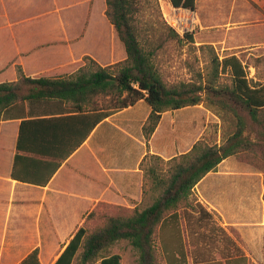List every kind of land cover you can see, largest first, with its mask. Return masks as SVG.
<instances>
[{"label": "trees", "instance_id": "trees-1", "mask_svg": "<svg viewBox=\"0 0 264 264\" xmlns=\"http://www.w3.org/2000/svg\"><path fill=\"white\" fill-rule=\"evenodd\" d=\"M134 1L106 0V16L126 49L124 60L103 66L85 56V64L71 75L33 78L20 69L17 80L0 83V122L7 111L25 102H65L74 112L21 121L12 177L47 185L101 121L140 100L151 107L142 128L148 148L165 112L202 103L235 120L234 131L222 144L198 140L189 151L168 160L148 153L140 168L144 178H148L144 181L143 198L150 195L152 203L133 209L98 204L54 264H73L78 256L81 264H123L120 254H108L109 248L121 240H128L136 249L138 264H156L158 235L169 264H188V254L195 264H209L212 261L208 252L210 246L222 237H226L227 242L231 238L224 229L218 234L213 227L204 232L205 228L191 225L193 218L201 226L211 217L198 199H192L195 189L209 173L218 171L225 159L264 145V141L257 144L249 136L252 133L249 128L254 127L264 138V82L252 83L246 65L238 56L221 59L210 44L198 48L209 61L205 71L196 73L195 80L168 82L133 22ZM171 1L176 6L196 8V0ZM170 30L182 45L194 42V34L181 37ZM224 74L229 75L230 83L221 82ZM262 156L264 159V148ZM112 208L126 209L130 213H104ZM99 215L106 218L105 223L90 232L86 223ZM182 217L187 221L190 253L182 241ZM39 253V249H35L21 264H41Z\"/></svg>", "mask_w": 264, "mask_h": 264}, {"label": "crops", "instance_id": "crops-1", "mask_svg": "<svg viewBox=\"0 0 264 264\" xmlns=\"http://www.w3.org/2000/svg\"><path fill=\"white\" fill-rule=\"evenodd\" d=\"M106 9V0H0V83L17 80L20 69L33 78L71 75L85 56L103 66L124 60L126 49ZM150 112L140 100L101 121L45 186L12 177L21 121L74 112L53 100L25 102L4 114L0 264H21L35 249L41 264H54L98 204L135 208L144 202L142 160L148 153L173 157L167 146L160 149L154 142L162 121L148 148L142 128ZM159 247L157 263L169 264ZM187 256L188 264H195Z\"/></svg>", "mask_w": 264, "mask_h": 264}, {"label": "rangeland", "instance_id": "rangeland-1", "mask_svg": "<svg viewBox=\"0 0 264 264\" xmlns=\"http://www.w3.org/2000/svg\"><path fill=\"white\" fill-rule=\"evenodd\" d=\"M195 2L198 5L195 9H198L200 28L194 34L193 43L182 45L163 20L161 0L134 1L133 22L142 41L153 51L154 61L163 77L168 82L195 80L196 73L205 71L209 64L198 48L210 44L221 59L229 55L238 56L246 65L252 83H263L264 0ZM221 82L230 83L229 75L224 74ZM163 115L162 126L154 142L160 149L167 146L173 157L189 151L198 140L222 144L235 127V120L232 121L230 116L224 112L218 114L204 103L167 111ZM5 130L9 128L5 127ZM250 131L251 140L263 144L264 138L258 131L254 127H250ZM263 148L264 145H257L250 151L225 159L218 171L209 173L195 189L192 199H198L211 213V217H207L201 226L193 218L191 225L202 227L203 230L205 228L204 232L213 227L218 230V234L220 229H224L226 236L231 238L227 242L229 240L222 237L210 246L208 252L212 261L209 264H264ZM147 179L144 178V181ZM151 199L148 195L139 206H147L152 203ZM104 213L127 215L130 211L112 208ZM99 216L90 218L86 223L90 232L105 223L106 218ZM180 226L184 232L182 241L190 253L184 217ZM160 243L161 236L158 235L157 259L163 254ZM113 253L122 256L123 264H138V253L128 240L112 245L108 254ZM73 264H81L79 256Z\"/></svg>", "mask_w": 264, "mask_h": 264}, {"label": "built area", "instance_id": "built-area-1", "mask_svg": "<svg viewBox=\"0 0 264 264\" xmlns=\"http://www.w3.org/2000/svg\"><path fill=\"white\" fill-rule=\"evenodd\" d=\"M161 11L166 25L179 36L195 34L198 31L199 19L195 9L176 6L171 0H161Z\"/></svg>", "mask_w": 264, "mask_h": 264}]
</instances>
